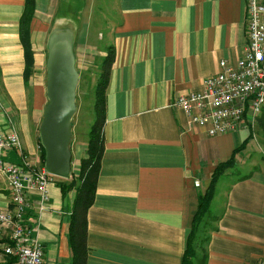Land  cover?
Returning a JSON list of instances; mask_svg holds the SVG:
<instances>
[{"label": "crops", "instance_id": "0c3cea01", "mask_svg": "<svg viewBox=\"0 0 264 264\" xmlns=\"http://www.w3.org/2000/svg\"><path fill=\"white\" fill-rule=\"evenodd\" d=\"M56 1L35 0L33 72L25 83L19 37L25 0H0V131L16 132L36 167L44 166L39 125L47 102L48 37L35 21L42 9H57ZM245 3L114 0L112 16L104 15L102 31L114 48V60L105 89L100 168L87 210L86 264H182L198 194L248 130L241 126L209 135L169 103L177 94L199 89L204 76L219 70L220 59L231 62L242 55ZM101 37V28L97 34L84 30L78 62L97 54ZM86 140L71 144V170L85 155ZM244 148L235 155V167L216 183L192 264H200L205 252L204 264H253L264 256V161L252 158L250 168L242 171ZM4 156L20 159L15 149ZM59 179L64 178L54 175L48 184L46 208L38 209L36 191L27 195L25 221L43 244L42 264H70L67 229L75 190L63 194ZM10 197L0 175V207H10ZM3 233L0 240L6 238ZM0 264L18 263L4 255Z\"/></svg>", "mask_w": 264, "mask_h": 264}, {"label": "built area", "instance_id": "2783aa9c", "mask_svg": "<svg viewBox=\"0 0 264 264\" xmlns=\"http://www.w3.org/2000/svg\"><path fill=\"white\" fill-rule=\"evenodd\" d=\"M245 29L241 56L231 62L220 59L219 70L204 76L199 89L177 94L169 103L184 112L189 124L202 127L209 135L254 122L264 106V0H246ZM10 149L18 151V161L5 158ZM0 175L11 196V206L0 207V232L6 236L0 240V259L10 255L18 264H42L43 244L25 221L27 195L36 191L38 209L46 208L48 184L54 175L29 162L14 131H0ZM253 264H264V256Z\"/></svg>", "mask_w": 264, "mask_h": 264}, {"label": "trees", "instance_id": "16d2710c", "mask_svg": "<svg viewBox=\"0 0 264 264\" xmlns=\"http://www.w3.org/2000/svg\"><path fill=\"white\" fill-rule=\"evenodd\" d=\"M35 0H25L24 8L19 19V37L24 49V81L27 83L33 72L34 55L30 39V25L34 17ZM114 60V48L108 46L106 53L98 63V72L93 87L94 100L92 103L93 119L88 130L86 153L79 159L77 169L71 170L68 178L59 179L61 192L66 194L70 189L75 190L73 208L69 215L67 236L71 249L70 264H86L87 245V210L92 204L97 176L100 168V158L103 151L102 127L105 121V89L109 79L110 68ZM258 126L264 136V106L257 117ZM73 123V119H72ZM248 133L243 142L233 149L232 154L225 160L219 161L210 173L208 185L198 194L197 209L194 214L190 231L187 235L186 246L182 255V264H192L197 256V242L200 228L205 224V218L210 212V203L215 194L216 183L229 168L235 167V155L246 146L252 137ZM45 149L41 145V164L44 165ZM200 264H204L206 252L200 257Z\"/></svg>", "mask_w": 264, "mask_h": 264}, {"label": "rangeland", "instance_id": "374dc122", "mask_svg": "<svg viewBox=\"0 0 264 264\" xmlns=\"http://www.w3.org/2000/svg\"><path fill=\"white\" fill-rule=\"evenodd\" d=\"M60 6L53 10L48 7L41 10V14L36 19V29L38 31H46V37L56 29H62L68 31L72 36V47L75 55V65L79 72L78 84L76 89V103L77 111L73 116V130L71 144L77 142L80 139H86L88 137V130L93 119L92 103L94 100L93 81L96 80L98 72V63L102 59L104 53L108 49L107 41H105V33L102 28L105 25L106 16H112L113 2L114 0H57ZM101 28V35H103L104 41L101 44H95L98 52L89 61L78 62L77 56L79 39L81 34L87 29L91 34H97V29ZM103 32V33H102ZM48 41V40H47ZM87 43V39L85 40ZM101 53H100V52ZM77 61V62H76ZM45 76V71H43ZM42 77V82L45 83V78ZM247 128L248 133L252 132V137L248 140L246 147L244 148L245 163L243 162L244 169L247 170L250 166L252 158L260 161H264V136L261 133V129L258 126L257 119L244 125ZM247 135V134H246ZM74 139V141H73ZM73 141V142H72ZM76 170V166H74Z\"/></svg>", "mask_w": 264, "mask_h": 264}, {"label": "water", "instance_id": "95a60500", "mask_svg": "<svg viewBox=\"0 0 264 264\" xmlns=\"http://www.w3.org/2000/svg\"><path fill=\"white\" fill-rule=\"evenodd\" d=\"M78 78L72 36L68 31L56 29L47 41V102L39 135L45 149V169L62 178H68L72 169V119L77 111Z\"/></svg>", "mask_w": 264, "mask_h": 264}]
</instances>
